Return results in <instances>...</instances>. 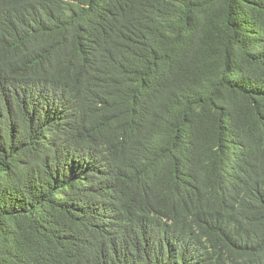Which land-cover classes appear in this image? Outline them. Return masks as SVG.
<instances>
[{
    "label": "trees",
    "instance_id": "trees-1",
    "mask_svg": "<svg viewBox=\"0 0 264 264\" xmlns=\"http://www.w3.org/2000/svg\"><path fill=\"white\" fill-rule=\"evenodd\" d=\"M0 264H264V0H0Z\"/></svg>",
    "mask_w": 264,
    "mask_h": 264
}]
</instances>
